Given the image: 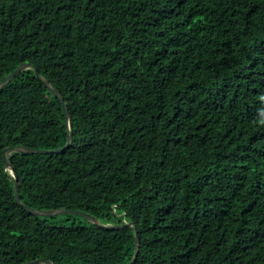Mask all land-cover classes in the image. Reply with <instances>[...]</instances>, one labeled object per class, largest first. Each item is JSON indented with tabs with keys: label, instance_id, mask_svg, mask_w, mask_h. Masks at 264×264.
<instances>
[{
	"label": "trees",
	"instance_id": "obj_1",
	"mask_svg": "<svg viewBox=\"0 0 264 264\" xmlns=\"http://www.w3.org/2000/svg\"><path fill=\"white\" fill-rule=\"evenodd\" d=\"M23 62L73 133L9 154L23 203L133 221V264H264V0H0V82ZM67 137L33 68L0 90V264L132 260V228L16 201L4 148Z\"/></svg>",
	"mask_w": 264,
	"mask_h": 264
},
{
	"label": "water",
	"instance_id": "obj_2",
	"mask_svg": "<svg viewBox=\"0 0 264 264\" xmlns=\"http://www.w3.org/2000/svg\"><path fill=\"white\" fill-rule=\"evenodd\" d=\"M26 68H33L36 76L38 79L47 87L49 88L54 95L60 100L62 103L64 113H65V118L67 122V127H68V137H67V142L63 147L59 148H54V149H47V148H38V147H31V146H26V145H14V146H8L5 147L3 150V157H4V164L5 168L10 170L11 174L14 176V188H15V197L16 201L21 204L27 211L34 215H40V216H51V215H56L59 213L63 212H71V213H76L84 216L88 221L99 224L100 226L109 228V229H114V228H123V227H130L133 229L134 234H135V243H136V250L135 254L132 258V260L128 264H133L135 262V259L137 258L138 252H139V245H140V238L138 234V229L137 226L133 221H126L123 224H104L99 222L97 217L89 212L82 211L79 209H72V208H51V209H37L34 207H31L29 205H26L23 203L22 198L20 196V188L18 184V175L14 172V166L9 160V154L13 151H21V152H28V153H47V152H60L63 149L69 147L72 144L73 141V133L71 130V114L69 112V108L64 100V96L61 94V92L53 85L50 80L44 76L38 68L29 62H23L21 63L12 73H10L7 77H5L1 82H0V90L7 84L9 83L13 78H15L17 75H19L24 69ZM39 262H45L48 264H57L53 262L52 260L46 259V258H38L35 260H30L25 262L24 264H36Z\"/></svg>",
	"mask_w": 264,
	"mask_h": 264
}]
</instances>
